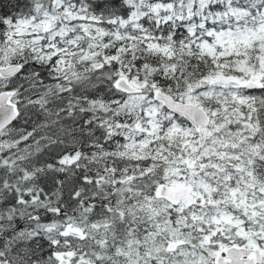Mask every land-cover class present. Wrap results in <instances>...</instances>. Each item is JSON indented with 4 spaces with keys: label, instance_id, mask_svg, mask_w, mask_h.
<instances>
[{
    "label": "snow or ice",
    "instance_id": "6c2138e0",
    "mask_svg": "<svg viewBox=\"0 0 264 264\" xmlns=\"http://www.w3.org/2000/svg\"><path fill=\"white\" fill-rule=\"evenodd\" d=\"M0 264H264V0H0Z\"/></svg>",
    "mask_w": 264,
    "mask_h": 264
}]
</instances>
